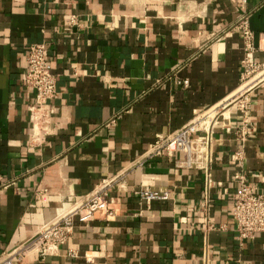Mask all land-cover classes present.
<instances>
[{
    "label": "crops",
    "instance_id": "crops-1",
    "mask_svg": "<svg viewBox=\"0 0 264 264\" xmlns=\"http://www.w3.org/2000/svg\"><path fill=\"white\" fill-rule=\"evenodd\" d=\"M243 20L264 62V0H0V259L110 183L108 209L14 264H264V233L240 239L232 217L235 173L264 193V81L220 115L210 188L182 153L147 157L240 94ZM42 42L59 94L36 139L25 74ZM149 189L170 198L142 199Z\"/></svg>",
    "mask_w": 264,
    "mask_h": 264
},
{
    "label": "built area",
    "instance_id": "built-area-1",
    "mask_svg": "<svg viewBox=\"0 0 264 264\" xmlns=\"http://www.w3.org/2000/svg\"><path fill=\"white\" fill-rule=\"evenodd\" d=\"M75 20L72 19V23ZM241 30L245 55L243 64V84L247 83L240 94L222 107H216L203 114L195 116L190 122L169 135H159L147 157L182 153L180 166L196 168L205 174L207 189L211 186V171L214 160L213 135L216 123L223 112L234 104H240L243 109L249 106L248 99L242 100L245 93L254 86L264 81V62L255 59V53L260 50L256 44L255 34L251 30L247 20L241 21L237 26ZM28 68L25 74V82L29 88L35 90V102L29 108L31 121V137L40 139L49 133L48 113L51 109L50 100L59 94L57 77L52 70V64L48 60V46L46 43H34L30 46L27 57ZM188 86L189 81L184 80ZM221 108L224 111H219ZM236 161L243 165L242 153L236 155ZM234 178L239 181V189L235 195V203L232 208V217L237 226L240 239L254 238L257 233H264V193L258 192L248 182L244 171L235 173ZM110 183L102 184L86 200L71 207L59 216L57 220L46 225L35 238H33L21 250H15L12 254L3 252L0 264H14L26 250H36L41 255H49L65 244L72 237L74 230V218L81 221L92 220L96 212L108 209ZM142 199L168 200V191L142 190L139 192ZM109 214H112L109 212ZM207 259V252L205 253Z\"/></svg>",
    "mask_w": 264,
    "mask_h": 264
},
{
    "label": "rangeland",
    "instance_id": "rangeland-1",
    "mask_svg": "<svg viewBox=\"0 0 264 264\" xmlns=\"http://www.w3.org/2000/svg\"><path fill=\"white\" fill-rule=\"evenodd\" d=\"M243 87H241V89H242ZM222 107V106H221ZM219 111H224V110H222L221 108H219ZM224 112H226V110L224 111Z\"/></svg>",
    "mask_w": 264,
    "mask_h": 264
},
{
    "label": "bare ground",
    "instance_id": "bare-ground-1",
    "mask_svg": "<svg viewBox=\"0 0 264 264\" xmlns=\"http://www.w3.org/2000/svg\"><path fill=\"white\" fill-rule=\"evenodd\" d=\"M245 86H247V83H245L244 85H242L243 88H244ZM243 88H242V89H243Z\"/></svg>",
    "mask_w": 264,
    "mask_h": 264
}]
</instances>
